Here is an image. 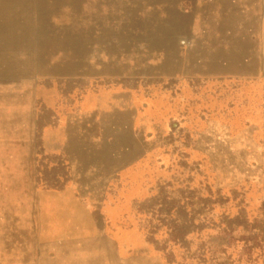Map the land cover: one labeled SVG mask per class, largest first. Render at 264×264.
<instances>
[{"label":"rangeland","instance_id":"374dc122","mask_svg":"<svg viewBox=\"0 0 264 264\" xmlns=\"http://www.w3.org/2000/svg\"><path fill=\"white\" fill-rule=\"evenodd\" d=\"M184 214L264 264V0H0V264H181Z\"/></svg>","mask_w":264,"mask_h":264},{"label":"trees","instance_id":"16d2710c","mask_svg":"<svg viewBox=\"0 0 264 264\" xmlns=\"http://www.w3.org/2000/svg\"><path fill=\"white\" fill-rule=\"evenodd\" d=\"M176 214L178 215V213ZM226 217H227L226 215L224 217H221V220H222L223 225L225 227L227 226V228L229 229L224 230L223 232L224 233H226L227 231L233 232L234 229L230 228V225L228 224L231 221H227ZM175 221L176 222L169 229V232L168 231L166 232V238L162 240L163 243L160 248L163 250H166V248L168 247V243L172 244V246H178L180 249H182L185 252V255L184 253H182V256H181L182 263L181 264H187L185 263L186 261H188L189 259L190 260L193 259L192 256L186 257V254H189V250L187 246L185 245L186 236L187 234L192 232V228L194 226L193 219L191 217L186 219V215L184 214L183 216L181 215V217ZM199 249H203L202 243L197 245V248L195 250L197 251ZM165 255H166L168 262L174 263L173 261L174 255H173L172 247H168V251L165 252Z\"/></svg>","mask_w":264,"mask_h":264}]
</instances>
